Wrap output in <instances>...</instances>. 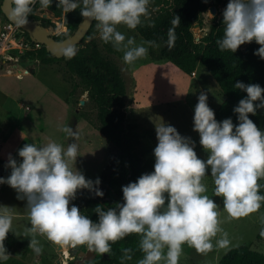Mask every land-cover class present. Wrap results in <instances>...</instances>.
<instances>
[{"label":"clouds","instance_id":"obj_1","mask_svg":"<svg viewBox=\"0 0 264 264\" xmlns=\"http://www.w3.org/2000/svg\"><path fill=\"white\" fill-rule=\"evenodd\" d=\"M38 2L42 9H47L53 0ZM150 2L56 0L65 17L79 9L84 21H95L99 38L122 52L127 66L145 57L149 47L160 46L156 40L137 43L134 36L126 37L119 30L121 25L135 30L148 21ZM8 3L9 19L17 27H24L37 0ZM222 17L223 34L216 40L219 50L234 53L241 45L255 41L259 45L255 54L264 59V0H228ZM170 24L164 43L171 49L177 39L175 29L180 17L174 15ZM63 31L62 26L56 29L57 33ZM76 52L74 44L62 49L65 58H72ZM234 87L246 93L233 109L236 124L231 118L218 121L209 107L207 93L198 96L193 130L199 133V143L208 153L206 160L198 157L195 141L190 137L182 136L171 124L157 123L154 170L122 186V203L107 210L97 205L96 221L77 205L70 206L81 189L104 195L98 187L99 178L87 179L76 168L80 156L78 126L60 127L68 140L66 146L49 139L40 145L25 143L18 150L19 161L9 155L5 167L11 173L0 177V184H8L17 192V199L26 201L29 223L23 235L30 238L29 249L39 256L43 237L61 248L85 245L91 252L105 254L110 253L113 243L132 234L139 238L141 253L135 264H179L184 245L204 255L214 248L227 249L232 241L222 227L223 222L248 216L264 202V193L259 191L262 185L258 183L264 178V130L250 118V114L264 110V87L242 81H236ZM209 169L213 181L211 197L203 182ZM213 196L223 198L222 210ZM221 211L227 214L223 219ZM13 215V207L0 205V264L11 256L4 241L12 231ZM260 235L264 237V227ZM121 251V264L133 260L132 248L123 247Z\"/></svg>","mask_w":264,"mask_h":264},{"label":"rangeland","instance_id":"obj_2","mask_svg":"<svg viewBox=\"0 0 264 264\" xmlns=\"http://www.w3.org/2000/svg\"><path fill=\"white\" fill-rule=\"evenodd\" d=\"M3 1L0 0V7ZM149 11V18H152L155 14L152 0ZM37 13L41 14L42 18L53 21L57 19L52 12L44 9H39ZM221 19L222 12L214 21L205 17L203 27L193 28L195 38L200 37L198 43L203 45L202 39L209 33L211 25L219 23ZM46 30L52 36L60 34L53 28ZM119 30L125 33L126 37L134 36L137 43L146 41L136 30H129L123 25L119 26ZM112 58L119 66L127 84V123L135 127L134 132L141 138L144 147L154 150L158 143L156 124L163 121L174 126L182 136L195 141L198 157L206 160L208 153L199 143V133L193 130L195 105L198 103L199 94L206 92L209 107L215 113L224 102L225 96L205 67L199 63L196 74L189 75L168 60H153L149 50L148 54L137 60L133 66L124 64L122 52L112 55ZM16 65H21L22 68H17ZM76 81L69 72L66 61L43 65L22 57L16 63H0V170L3 171L0 177L6 178L10 175L11 169L5 167L9 155L19 161L21 158L18 156V150L25 143L40 145L54 139L66 146L68 140L60 131V127L70 125L74 129L78 126L80 133V156L77 158L76 168L87 179L95 181L99 178L101 182L98 187L101 191L104 190L102 175L111 165L115 150L98 130L96 111L87 103V94L77 93L75 96H69ZM145 162L154 165V153L148 156ZM207 175L203 182L207 186L206 194L211 197L213 181L210 169ZM85 192L95 194L88 189L78 190L70 206H78L79 197ZM212 199L222 210L223 198L213 196ZM0 205L13 207L14 213L13 232L10 231L4 241L11 256L3 264H81L89 258V250L85 245L75 248L68 246L69 258H65L59 246L43 237H40L43 251L39 256L35 255L29 249L30 238L23 235L29 223L25 209L26 201L17 199V192L8 184H2ZM226 215L221 211V219ZM262 221L264 206L261 203V208L256 212L231 222H223L222 227L232 241L227 249L214 248L204 255L184 245L179 264H221L224 256L237 247H248L264 254V237H260ZM82 253L86 254L83 256Z\"/></svg>","mask_w":264,"mask_h":264},{"label":"trees","instance_id":"obj_3","mask_svg":"<svg viewBox=\"0 0 264 264\" xmlns=\"http://www.w3.org/2000/svg\"><path fill=\"white\" fill-rule=\"evenodd\" d=\"M152 1L154 16L135 29L143 39L156 40L159 43V47H149L151 58L156 61L168 60L189 75H195L199 63L202 64L225 96L224 102L215 111L216 119L222 121L231 118L234 124L238 123L237 114L233 109L246 93L234 87L236 81L245 84L258 83L264 87V59L255 54L259 45L253 41L246 46L241 45L234 53L220 51L216 40L223 34V19L211 26L209 33L202 39L203 45L197 43L193 28L197 23L202 24L201 13L207 9V3L213 0ZM39 9L42 8L37 0L29 19L40 22L45 28L52 26L56 30L64 26L66 30L54 36L58 41L73 35L84 19L79 9L67 13L65 17L57 8L56 0H53L49 8L44 9L53 13L57 18L55 21L36 15ZM174 15L180 17V24L175 29V45L170 49L164 41L167 39V31ZM0 16L6 18L1 7ZM98 36L94 21L83 43L76 47L77 52L72 58L59 59L44 46L36 51H28L24 56L26 60L38 61L43 65L66 61L69 72L77 80L69 96H75L77 93L87 94V103L96 111L97 128L115 150L111 165L102 175L104 195L101 197L85 192L79 197L80 211L89 215L93 221L98 220V214L94 211L97 205L107 210L108 207L122 203V186L154 170V165L145 162L154 150L145 148L141 138L134 132L135 127L127 123V84L119 66L112 58V55H118L119 52L110 43H104L100 38L97 40ZM82 116L87 118L85 114ZM250 118L257 127L264 130V110L258 111L256 115L250 114ZM258 183L262 185L259 191L264 193V178ZM262 205L264 206V202ZM138 239L136 234H132L113 243L110 253H95L92 260H84L81 264H121L123 247L134 250L133 260L127 264H135L141 256L138 251ZM221 264H264V254L248 247H237L224 256Z\"/></svg>","mask_w":264,"mask_h":264},{"label":"water","instance_id":"obj_4","mask_svg":"<svg viewBox=\"0 0 264 264\" xmlns=\"http://www.w3.org/2000/svg\"><path fill=\"white\" fill-rule=\"evenodd\" d=\"M1 10L4 14V16L6 17L7 20H9L10 22H12L9 19V11H10V5L8 3V0H4L3 4L1 5ZM212 15L215 16L216 15V10L215 8H212ZM94 23V21H92L91 23H89L88 21H83L79 24L78 29L74 32L73 35H71L70 37L66 38L63 41H58L54 38V36L47 33V27H43L41 25L40 22H36L33 21L31 19H29V23L27 25H25L24 27H21L26 33L29 34L30 38L37 43L42 44L46 50L50 53H52L53 55H55L57 58L61 59L63 57H65L62 53V49L64 47H66L68 44H74L76 47L81 45L84 41V38L86 37V35L88 34L92 24ZM51 29L53 28L52 26H48ZM195 28H200V24L197 23L194 26ZM54 29V28H53ZM196 42L198 43L200 41V37H196L195 38ZM15 67H20L22 68L21 65H16ZM3 171L0 170V173H2ZM59 249H62L59 246ZM86 253H82L81 255H85ZM88 255L89 258L86 260H92L95 257V252H91L88 251Z\"/></svg>","mask_w":264,"mask_h":264},{"label":"built area","instance_id":"obj_5","mask_svg":"<svg viewBox=\"0 0 264 264\" xmlns=\"http://www.w3.org/2000/svg\"><path fill=\"white\" fill-rule=\"evenodd\" d=\"M42 47V44L34 42L21 27L0 16V63H16L28 51H36Z\"/></svg>","mask_w":264,"mask_h":264},{"label":"flooded vegetation","instance_id":"obj_6","mask_svg":"<svg viewBox=\"0 0 264 264\" xmlns=\"http://www.w3.org/2000/svg\"><path fill=\"white\" fill-rule=\"evenodd\" d=\"M227 2H228V0H213L209 3H207V5H208L207 9L201 13L202 24L199 23L200 28L203 27L205 17H209V18H211L212 21H214L220 15L222 10L225 8V5L227 4ZM212 8H215V10H216L215 16L212 15ZM38 14L39 13L36 12V15H38ZM38 16L42 18V16H40V15H38ZM210 29H211V27H210Z\"/></svg>","mask_w":264,"mask_h":264},{"label":"bare ground","instance_id":"obj_7","mask_svg":"<svg viewBox=\"0 0 264 264\" xmlns=\"http://www.w3.org/2000/svg\"><path fill=\"white\" fill-rule=\"evenodd\" d=\"M48 33V32H47ZM74 251V250H73ZM62 252L65 258H69V251H68V247H63L62 248ZM76 252V251H75ZM63 258V257H62ZM64 260V259H63Z\"/></svg>","mask_w":264,"mask_h":264},{"label":"crops","instance_id":"obj_8","mask_svg":"<svg viewBox=\"0 0 264 264\" xmlns=\"http://www.w3.org/2000/svg\"><path fill=\"white\" fill-rule=\"evenodd\" d=\"M220 88V87H219ZM224 95V94H223Z\"/></svg>","mask_w":264,"mask_h":264}]
</instances>
